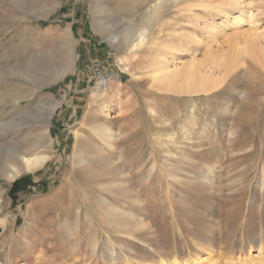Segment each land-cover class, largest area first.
Masks as SVG:
<instances>
[{
    "label": "rangeland",
    "instance_id": "obj_1",
    "mask_svg": "<svg viewBox=\"0 0 264 264\" xmlns=\"http://www.w3.org/2000/svg\"><path fill=\"white\" fill-rule=\"evenodd\" d=\"M152 4L0 0V264H147L155 256L170 262L171 249L183 244L179 226L185 231L208 226L197 210L226 221L222 236L230 244L246 218L245 234L264 230V188L258 183L264 171V69L246 54L245 65L237 64L219 87L195 94L165 91L149 80L161 53L183 61L202 57L211 47L230 52L235 42L254 34L264 49V0L172 2L139 49L109 40L127 22L138 28L145 24ZM235 16L246 21L232 27ZM222 23L215 41L211 25ZM185 47L191 50L181 52ZM30 70L44 78L33 77ZM101 76L107 81L100 89ZM95 123L117 134L121 164L130 175L124 195L114 201L136 213L145 202L156 230L155 237L144 240L158 246V255L101 220L94 201L108 195L101 185L110 178L87 177L74 169L76 149L90 152L101 144L88 127ZM76 131L86 135L78 144ZM172 134L183 156L164 152ZM13 147L21 152L34 148L51 158L35 173L23 171L9 180L7 154ZM204 163L214 166L208 185H167L166 172L202 173ZM171 207L181 218L178 224ZM72 223L78 224L74 242L67 235ZM92 236L99 239L96 254L86 244ZM108 237L124 243L117 260H110L104 247ZM25 239L36 240L29 257ZM253 252L260 253L257 247Z\"/></svg>",
    "mask_w": 264,
    "mask_h": 264
},
{
    "label": "bare ground",
    "instance_id": "obj_2",
    "mask_svg": "<svg viewBox=\"0 0 264 264\" xmlns=\"http://www.w3.org/2000/svg\"><path fill=\"white\" fill-rule=\"evenodd\" d=\"M179 1L180 0H153V4L149 7V12L144 16L145 24L138 28L131 24V22H127L123 27L124 29L122 33L117 36H110L109 40L113 44L117 43L118 46H125L126 48H132L133 50L139 49L148 41L149 30L155 19H157V17L168 8L167 6L170 3H177ZM245 21L246 19L240 16H235L229 25L233 27L240 25ZM98 24L100 25V28L103 26V30L108 29L105 21H99ZM219 25L220 26L211 25L215 34V41L217 40L218 33L223 30L225 24L222 23ZM137 28L138 32L135 33ZM192 38L195 40V35H193ZM258 38H260L258 34L250 35L248 41L246 40L243 43L237 41L233 46H229L230 52L211 47L208 48L202 57L193 56L191 59L183 61H179L178 58L170 59L167 54L164 53L158 54L153 62V71L150 74L149 80L153 86L165 91L186 94L210 92L228 79L229 74L237 64H240L241 66L246 61V57L244 56L246 54L253 56L262 69H264V49L261 50L257 45ZM167 47L171 48L169 45H167ZM190 50V47H185L181 52L187 53ZM244 65L245 64L242 66ZM248 68L249 66L243 68V71L248 70ZM29 74L37 79L44 78V75L37 73L35 70H30ZM100 78L101 82L99 88L101 89L103 83L107 81V79L103 76ZM52 108H55V105H53ZM153 113L155 114L154 110H152V114ZM88 127L90 128L91 133L93 132L98 138H100L101 144H96L94 149L90 152H78L76 149L73 156V164L75 171L84 176L110 178L107 182L101 185L108 195H101L99 200L94 201L98 215L110 228L121 234L125 232L128 237L137 238V240L139 239L146 247L150 249L152 248L157 255L160 254L159 251L161 250H159L158 246L155 247L144 240L147 236L155 237L154 231L156 230L155 222L153 223L149 218L145 202H142V210L139 213H136L133 212L131 208H124L114 201L115 198L118 200L122 198L127 185L126 181L130 177L126 168L121 164L122 157L117 142V134L102 123L90 124ZM184 131L186 132L188 130ZM75 134L77 144L80 140L86 138V135L81 131H76ZM163 144H165L163 150L166 154H170V156H183V148L181 146H176L173 134L170 135L168 140ZM170 144L174 145L178 151L174 153L171 146H169ZM108 152H111L116 156L108 158ZM7 155L8 165L6 171L9 180H15L23 171L35 173L51 158L50 154L47 152L35 153L34 148L21 152L19 149L13 147ZM203 166L206 170L202 173H190L185 170H183L182 173H174L172 171L166 172V183L168 186H170L172 182H180L181 184L187 183L189 185L204 187L208 185V183L213 182L215 174L214 166L205 163ZM119 176L122 178H119ZM258 183L264 188V171L261 178H259ZM76 207L77 212L79 213L82 206L78 205ZM170 209H172L171 213L178 224L181 220L179 214L173 207ZM196 213H201L203 222L209 227L202 226L194 228L192 226L190 227V231H185L184 229L179 228L180 226L178 227L174 222L178 227V229H176L177 234L182 239L183 244L171 249L173 256H171L170 262L167 259L162 260L160 258V260L155 256L154 259L147 264H264V230H261V232L255 233L252 236H248L244 233L248 218H244L245 220L241 222L240 227L236 228L234 231L233 236L235 238L231 239L230 244L228 239L225 240L222 236L224 228L227 226L225 225L226 221H223V218L219 219L218 217V219H216L208 213L199 210H197ZM128 223L131 225L133 224V227H130ZM77 226L78 224L72 223V228L68 229L67 235L72 242H74L77 236L75 233V228ZM188 234L190 237H188ZM113 240L111 237H108L105 245L103 244L110 253V260L117 257L118 248H124V243L118 244ZM86 244L88 250L92 254H96L99 251V239L96 236L89 237ZM25 245L27 247L26 257H29L37 247L36 240L25 239ZM256 247L260 253L253 252ZM132 260L134 259L132 258ZM125 264L135 263L132 261Z\"/></svg>",
    "mask_w": 264,
    "mask_h": 264
}]
</instances>
